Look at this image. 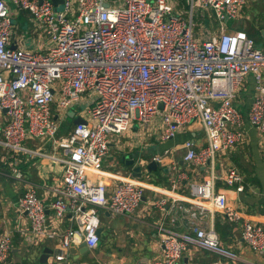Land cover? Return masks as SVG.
<instances>
[{
  "label": "built area",
  "instance_id": "obj_1",
  "mask_svg": "<svg viewBox=\"0 0 264 264\" xmlns=\"http://www.w3.org/2000/svg\"><path fill=\"white\" fill-rule=\"evenodd\" d=\"M9 1L29 12L47 36L48 47L46 51L12 47L11 13L7 2L0 0V111L7 117L0 147L62 165L61 183L48 189L54 197L48 205L32 185L17 201L35 242L57 234L46 229L47 208L53 211L54 221L67 213L75 223L61 235L54 262L64 261L77 239L87 249L96 247L98 210L130 215L139 206L144 186L135 176H113L118 181L109 189L89 175H101V161L112 136L124 133L133 119L148 125L156 116L161 120V140L172 138L185 125L201 124L206 144L198 150L193 141L183 145L185 161L209 169L203 181L189 185L195 208L222 211L228 220L239 222L242 241L264 255V225L239 220L226 195L216 189L213 172L216 154L243 138L244 117L234 99L249 74L255 95L247 120L264 135V50L245 31H226L227 21L237 18L254 0H62L56 7L52 0ZM203 18H212L216 30L201 39L195 26ZM202 29L207 33L205 26ZM85 93L90 99L85 123L75 125L67 137H56L52 103L64 114ZM34 138L50 139L66 156L29 149L25 141ZM221 178L242 191V177L235 168ZM165 203L160 198L154 205L163 211ZM182 209L196 217L195 210ZM2 224L0 218V264L7 261L12 246V235ZM156 228L161 255L148 264H189L183 255L190 247L229 260L237 257L212 228L175 233L161 221Z\"/></svg>",
  "mask_w": 264,
  "mask_h": 264
},
{
  "label": "crops",
  "instance_id": "obj_2",
  "mask_svg": "<svg viewBox=\"0 0 264 264\" xmlns=\"http://www.w3.org/2000/svg\"><path fill=\"white\" fill-rule=\"evenodd\" d=\"M7 4L12 23L11 46L46 51L48 38L43 29L32 20L29 12L19 9L9 0ZM23 11L27 12L26 16ZM203 19L199 25L201 31L197 32L201 39L216 30L212 18L204 21ZM202 26L206 27L207 33H204ZM235 30L245 31L255 40L257 47L264 50V0L251 1L237 18L227 21L226 31ZM254 86L253 75L249 74L236 93L234 104L244 117L240 127L243 138L235 147L216 154L213 172L216 175V189L226 195L227 205L240 215L239 220L247 218L264 225V135L247 120V112L255 95ZM88 100L90 99L85 93L78 102H84L88 108ZM52 110L58 123L55 135L58 138L70 135L75 126L74 118H86L80 113L77 114L73 106L64 114L58 112L55 101L52 103ZM71 112L73 117L69 116ZM6 118L4 112L0 111V137ZM68 119H71V122L66 123ZM160 126L161 120L158 116L148 125H142L140 121L133 119L124 133L110 138L108 153L101 161V175L91 173L89 178L94 181L101 180L111 189L118 181L113 179V176L118 179L132 177V169L138 165L141 168V176L135 178L144 186L141 202L130 215H107L105 211L98 210L99 226L102 227L100 243L80 254L78 245L81 240L77 239L70 247L77 250L76 254H72L68 249L65 260L59 264H148L161 255L162 248L156 228L160 221L166 230L175 233H186L193 227L212 228L220 243L237 256L236 259L229 260L207 250L190 247L183 255L185 263L264 264V255L253 252L242 241L239 222L228 220L222 211L199 212L195 208L189 185L203 181L208 176L209 169L207 166L185 161L186 149L183 145L187 140L193 141L194 149L198 150L206 144L201 124L193 122L185 125L167 140L160 139ZM25 145L31 150L53 153L58 157H65L67 154L52 144L50 139H27ZM127 160H132L133 163L126 164ZM151 161L155 162V167L148 169L147 165ZM232 167L242 177V191H237L236 185H228L221 178L226 170ZM16 173H19V177ZM61 180V163L30 153L11 154L0 147V218L2 226L12 235L11 250L4 264H40L38 258L44 247L58 249L60 253L61 235L67 229L75 227L69 214L66 213L60 221H54L53 211L47 208L46 229H52L57 234L35 242L29 232L26 215L17 210V201L26 188L32 185L37 195L48 205L54 198L49 193V187L61 183ZM160 198L166 200L163 211L154 205ZM182 207L195 210L196 217L189 216ZM112 216L130 219L132 227L125 228L123 235L114 232L108 222ZM104 227L111 232L113 238L116 237L115 240L102 239ZM52 258L53 255H50L47 264H58Z\"/></svg>",
  "mask_w": 264,
  "mask_h": 264
},
{
  "label": "water",
  "instance_id": "obj_3",
  "mask_svg": "<svg viewBox=\"0 0 264 264\" xmlns=\"http://www.w3.org/2000/svg\"><path fill=\"white\" fill-rule=\"evenodd\" d=\"M52 2H53L54 7H56L57 4H59V3L62 2V0H52ZM4 111H6V109H4ZM69 116L70 117H73V112L69 113ZM73 123L75 125H78V124L85 123V120L78 116V117H76V118L73 119ZM132 163H133L132 160H127L126 161V164H132ZM147 167H148V169L154 168L155 167V162L154 161H151L150 163H148ZM140 170H141L140 166H138V165L137 166H134L133 169H132V175L135 176V177H140L141 176V171ZM106 214L108 215L109 213L106 212ZM101 231H102V227L99 226L97 228V230H96V235L98 237L100 236ZM99 243H100V240L97 242V244H99ZM78 247H79V250L78 251H79L80 254L84 253L87 250V247H86L84 241H81V243L78 245ZM69 251L72 254H76L75 252L77 250L74 249V248H69ZM57 253H58V249H50L48 247H44L42 249V252H41L39 258H38V263H40V264H47L48 263L49 256L50 255H56ZM145 260L147 261V259H145ZM146 261H144V262H146Z\"/></svg>",
  "mask_w": 264,
  "mask_h": 264
},
{
  "label": "rangeland",
  "instance_id": "obj_4",
  "mask_svg": "<svg viewBox=\"0 0 264 264\" xmlns=\"http://www.w3.org/2000/svg\"><path fill=\"white\" fill-rule=\"evenodd\" d=\"M5 1L7 2V0H5ZM23 14L26 16L27 12L23 11ZM198 21L200 22V20H198ZM195 31H197V32L201 31V29L198 25L195 26ZM73 110L76 111L77 114L80 113L81 116L86 117L87 106L84 102H78V103L74 104ZM68 121L71 122V119H68L66 123H68ZM66 123H63V125ZM98 215H100V214H98ZM129 221H130V219L123 217V216H116V217L112 216V217H109V219H108L109 225L112 228V230H114V232L117 231V233L121 234V235H123L125 228L132 227V225L129 223ZM106 227H104V230L101 234L102 239L106 240V241H110L111 239L115 240L116 237L113 238L111 232Z\"/></svg>",
  "mask_w": 264,
  "mask_h": 264
}]
</instances>
